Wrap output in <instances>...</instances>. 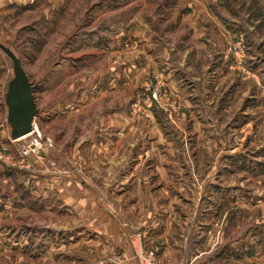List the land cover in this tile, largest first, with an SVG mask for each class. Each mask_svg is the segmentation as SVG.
I'll return each instance as SVG.
<instances>
[{
	"label": "rangeland",
	"instance_id": "374dc122",
	"mask_svg": "<svg viewBox=\"0 0 264 264\" xmlns=\"http://www.w3.org/2000/svg\"><path fill=\"white\" fill-rule=\"evenodd\" d=\"M207 2L0 0V151L18 160L21 146L38 145L22 165L0 163V264H140V250L164 264L169 243L179 257L170 263L264 264V0H209L221 30ZM208 78L216 87L205 88ZM22 82L34 89L41 137L7 142L2 106L19 102ZM98 108L108 124L126 116L152 128L140 130L135 164L83 154ZM134 165L141 186L170 189L169 225L183 227L150 244L137 225L122 246L89 229L76 235L84 223L69 189L121 219L114 188Z\"/></svg>",
	"mask_w": 264,
	"mask_h": 264
},
{
	"label": "crops",
	"instance_id": "0c3cea01",
	"mask_svg": "<svg viewBox=\"0 0 264 264\" xmlns=\"http://www.w3.org/2000/svg\"><path fill=\"white\" fill-rule=\"evenodd\" d=\"M208 2L206 3V7L208 8L206 9L207 16H205L206 18H208L211 15L213 17L214 22L216 23V19L214 17L215 14H213ZM216 26L219 30H221V26L219 23H216ZM217 84V81L214 82L212 79L211 82V78H208V82L206 83L205 88H211L214 86L216 87ZM205 92L206 94L208 93L209 98H211L210 95L212 94V92L207 89L205 90ZM196 98L197 96L191 101V110L199 113L203 110V108L201 102L199 101L200 96L197 99ZM21 99V95L16 96V100H19L20 103L16 101L13 106L11 102L7 101L6 97L3 102L2 107L4 108V116L1 118V124L4 128L2 129L1 133L3 137L8 140L7 142H9L12 137V120L24 108ZM188 111H190V109H188ZM91 114L95 115L94 122H90L91 128H93L94 131L88 132L87 130H83L85 136H83V138H81V141L78 143V145L81 146V149L84 152L83 154L86 156L88 155L93 159L107 158L109 162H112L113 160L115 164H117V162L119 164L121 162H134L135 164V162L140 159L139 155L141 153L140 151L138 156L136 157V141L137 138H141L140 130L142 129V131H144L147 135V133H151L152 128H136L134 120L126 116L124 117L125 126L121 124V122H119L120 119L116 118L110 119L111 124H108V119L103 116V109L101 108H98V110H95V112ZM117 115L120 116L123 114L120 113ZM195 122L196 121L192 122V124L194 125ZM105 125L111 128V130H119L120 128L121 130L125 129L123 131L125 132V136H120L122 135V133H119L118 131L114 133L112 131V134L110 136H107L104 133ZM159 131L161 132V138H163L165 136V133H163L164 131L161 129ZM209 134L212 135V133ZM27 135H29V133ZM27 135L23 137H26ZM23 137H21V139H23ZM141 140L142 138L140 139V141ZM145 144L146 142H144V147ZM71 148V146H69L67 150L63 148V155L68 156L69 153H71ZM57 151L59 152L60 150ZM231 151L232 150L230 149V153ZM31 159L36 162L39 158L32 155ZM136 168L137 166L134 165L133 169L130 168L129 170H127L126 174H121L118 177L117 181L119 182V185L117 184V186H115L114 188V201L118 202V204L116 205V209L118 210L121 219H118L116 216L111 215L108 210H106L107 208H105L106 206L104 202H102L103 204L90 203L89 201H91V199H89L88 197L87 190H84L85 192H82L81 188H78V190L77 188H73L74 186L69 189V193L67 194L65 200L66 202L71 204V206H73L70 207L71 209L73 208L77 210V216H79V219L82 220L84 223V226H82L81 229L75 231L76 235H82L86 230L89 229L95 231L97 234L100 235L101 238L99 241H101V243H108L109 245L113 246H122L126 244L127 241H129L130 234L132 231L130 230L131 226L137 225L142 229L144 242L146 244H150L154 239H157L158 236L162 235L163 237H167V235L175 233L174 231H171L173 227L175 228V226H182L179 221L173 222V224L169 225V222H172V214L170 213V208L172 207L171 202L176 201L175 198L170 197L172 195L170 189L163 186L150 187L147 185L148 182L145 180L144 185L141 186V182L139 183L140 180H138V178L141 175H143L144 178V174H136ZM158 175V183H160L161 180H163L165 174ZM113 178V176L105 177V181H103V183L108 186L109 182L107 181V179ZM174 204L176 205V203ZM154 208L157 210L152 212ZM71 209H69L70 212ZM183 222L185 223V226H190V228H193L196 225L199 226V223L197 224V222L194 220L185 219L182 221V223ZM180 233L181 231L179 230L176 232V235H181ZM179 240L181 241V239ZM90 241L95 240L91 239ZM179 250L180 249L177 248V251ZM174 251L175 249L171 247L170 243L163 247L160 256L164 264H176L173 262L170 263L169 261V259L176 258V256L177 258H179ZM126 252V257H131V250L128 249ZM195 263L209 264L201 262L199 260Z\"/></svg>",
	"mask_w": 264,
	"mask_h": 264
},
{
	"label": "water",
	"instance_id": "95a60500",
	"mask_svg": "<svg viewBox=\"0 0 264 264\" xmlns=\"http://www.w3.org/2000/svg\"><path fill=\"white\" fill-rule=\"evenodd\" d=\"M20 95L22 96L21 101L23 102L24 108L12 120V138L14 139L21 138L32 131L33 118L36 114L33 87L27 82H22ZM11 104L13 106L15 103L11 101Z\"/></svg>",
	"mask_w": 264,
	"mask_h": 264
},
{
	"label": "built area",
	"instance_id": "2783aa9c",
	"mask_svg": "<svg viewBox=\"0 0 264 264\" xmlns=\"http://www.w3.org/2000/svg\"><path fill=\"white\" fill-rule=\"evenodd\" d=\"M35 133L36 136L41 137V134L37 131L35 128V125L33 124L32 131L29 134ZM21 138H12L13 142L19 141ZM49 143H51L50 140H48ZM38 149V145L36 143H33L31 145H23L19 148L18 152L21 159H15L13 156L8 155L6 152L0 151V163L6 164V165H22L24 164L26 157L34 150ZM26 163V162H25ZM136 257L138 260H140V264H159V262L156 260V255L154 251L149 252H143L142 250L136 252Z\"/></svg>",
	"mask_w": 264,
	"mask_h": 264
},
{
	"label": "bare ground",
	"instance_id": "6f19581e",
	"mask_svg": "<svg viewBox=\"0 0 264 264\" xmlns=\"http://www.w3.org/2000/svg\"><path fill=\"white\" fill-rule=\"evenodd\" d=\"M36 127V126H35Z\"/></svg>",
	"mask_w": 264,
	"mask_h": 264
}]
</instances>
